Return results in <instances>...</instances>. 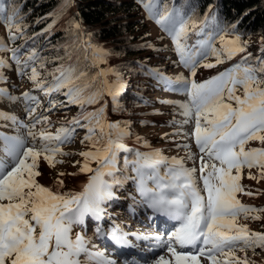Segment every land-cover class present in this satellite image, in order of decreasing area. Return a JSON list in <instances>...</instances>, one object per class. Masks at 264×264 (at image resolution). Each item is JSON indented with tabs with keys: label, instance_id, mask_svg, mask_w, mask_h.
<instances>
[{
	"label": "snow or ice",
	"instance_id": "1",
	"mask_svg": "<svg viewBox=\"0 0 264 264\" xmlns=\"http://www.w3.org/2000/svg\"><path fill=\"white\" fill-rule=\"evenodd\" d=\"M137 2L171 38L179 63L188 70L187 77L183 73L164 76L155 68L149 73L187 97L185 101L161 103L179 106L182 124L192 125L185 135L197 151L193 152L188 143L176 145L187 150L183 157L165 156L161 149L150 146L147 151L129 148L125 140L131 135L130 122L122 125L110 121L106 113V97H111L113 110H117V98L125 89L122 74L108 65L112 53L103 45L93 44L91 33L88 40L83 39L80 21L71 22L77 42L65 45L64 56L51 60L36 48L29 49L22 60L19 53L24 45L8 49L0 38V50L11 52L17 73L26 74L33 89L49 98L45 112L69 105L80 109L54 133L47 130L53 123L49 116L37 114L39 98L31 90L22 93L28 102L25 111L32 117L29 123L0 112V119L24 128L32 141L27 146L25 136L0 133V264H117L95 250L92 237L85 231L74 230L85 225L86 217L101 220L106 202L115 198L114 186L127 178L134 181L141 203L177 222L166 239L161 234H132L137 239L155 241L153 248L163 251L150 264H256L247 251H264V232L251 231L247 224L238 222L241 216L259 220L260 216L253 213L264 212V208L246 205L238 198L241 193L259 194L243 185L245 169L248 179L264 180V36L258 42V55L253 57L248 51L249 40L236 31L235 23L224 29L217 23L206 30L209 21H217L215 14L205 13L197 20L194 10L170 7L161 0ZM0 22L5 24L10 41L26 35L28 25L15 4L6 8L0 3ZM55 22L53 19L42 31L50 34ZM193 35L197 39L189 43ZM209 54L215 57V63H201ZM236 57L239 60L231 67L196 80L197 67L215 68ZM56 61L59 63L51 71L46 69V63ZM53 94H62L65 99L56 101ZM0 95L13 101L21 98L7 94L6 89H0ZM88 106L94 107L88 110ZM38 125L42 127L34 131ZM77 129L85 130L80 143L86 144V149L64 151L62 145L74 141ZM141 139L137 136V143ZM144 144L147 146V141ZM121 153L128 154L124 169L118 166ZM73 155L82 158L72 163L76 172L58 171L51 184L41 182L45 165L56 169L65 163L63 157ZM186 161H192V166ZM129 168L135 174L132 177L125 175ZM79 174H87V182L79 191H65L64 177ZM95 235H102L99 226ZM103 235L116 246L131 247L129 234L119 227ZM237 250L244 254L238 256Z\"/></svg>",
	"mask_w": 264,
	"mask_h": 264
},
{
	"label": "rangeland",
	"instance_id": "2",
	"mask_svg": "<svg viewBox=\"0 0 264 264\" xmlns=\"http://www.w3.org/2000/svg\"><path fill=\"white\" fill-rule=\"evenodd\" d=\"M128 18L137 23L138 32H140L142 36H148L147 39L152 41L151 44H155L153 50H156V53H153V51L142 53L137 58L139 62L144 61L146 64L150 65L153 61H157L158 66L162 68L164 76L174 77L180 73H183L186 77L189 75L188 70L179 63V57L174 51V45L171 38L166 33L159 30L160 26L150 22L146 12H143V15L140 13L130 15ZM67 33L69 34L70 32ZM228 36L230 37L231 34L228 33ZM261 37V35H254L245 39L250 42L248 51L252 54L256 52L258 42ZM0 38L3 39V43H9L4 23L0 25ZM191 39L192 37H190L189 43H192ZM77 40L78 37L72 33V40L69 39L66 45L71 43L69 45L71 46L77 42ZM162 45L164 47H161ZM219 46V41L217 40L216 47ZM108 50L112 53L109 57L108 65L116 68L122 74V80L125 84V88L132 79L133 82H138L139 79L135 77L132 78V76H130L131 74L136 73L132 72V63L127 60L130 56H127L122 51H111L110 48ZM26 55L27 53L20 56V58L23 60ZM80 55L83 56V53L81 52ZM236 58L239 59V57ZM236 58L233 60H225L224 63L218 64L215 68L211 69L197 67L195 77L196 80L202 81L210 76L216 75L218 72L224 71L232 66V62ZM1 61H3V63H0L3 73L0 74H2L3 78L0 79V89H6L7 94L21 98L13 101L9 100L5 95H0V112L15 115L19 121H22L25 124L29 123L32 117H30L25 111V105L28 102L23 100L22 93L31 90L32 94L39 98L37 114L49 116V119L53 123L47 130L54 133L62 123H67V121L71 120V118L80 110L78 106L69 105L66 107H57L50 112H45L44 110L49 107V98L45 97L38 90L33 89V84L29 81L26 74L20 75L17 73V65L11 56L8 55L6 59ZM205 62L215 63V57L209 54L206 59L201 60V63ZM57 63L59 62L46 63V69L51 71ZM101 67H105V65H101ZM41 71L43 72V70ZM25 72H30V68L26 69ZM5 76L10 80V83L6 84L3 82ZM167 84L168 86L165 90L156 88L154 93H152L149 92L151 85H149L148 81L147 84H145L146 87L144 88L146 90L143 96V99L146 98V106H137L138 108L129 107V113L125 115V118L127 121L130 120L135 124L133 125V130L137 136L142 138L141 142L143 145H145L144 141H147V145L152 148H162L161 150L165 156L183 157L185 156L187 150L177 148V144L188 143L191 145V150L193 152L197 151L191 138L185 135V133H189L191 131L192 125L182 124L184 117L180 114L181 109L178 105L161 103V101H185L187 97L181 92L173 91L172 87L174 86L169 85L168 82ZM161 88L163 87L161 86ZM154 96H157V99H154ZM52 98L56 101H63L65 99L62 94H53ZM106 99L107 104H109L111 97H106ZM123 104H125V102ZM92 107L94 106H88V110H91ZM138 113L142 115H138ZM107 116L108 118L113 117V115L109 112ZM141 121H144L145 123H141ZM172 121L180 123H170ZM40 127H42V125H38L37 129L34 131H37ZM0 133L4 135L20 134L26 137V130L8 119H0ZM166 133L168 134L167 136H165ZM84 134V129H77L74 141L72 143L62 145L64 151L78 153L79 151L85 150L87 145H82L80 143ZM26 140L27 146H30L32 143L31 138L26 137ZM0 144H2V141H0ZM145 151H147V149ZM62 159H64L65 163L57 165L56 169H49L46 165L43 167L44 175L41 178L42 183L51 184L55 179L56 172L58 171L65 173L76 172L77 167H73L72 163L73 161L81 160L82 158L79 155H73L70 157H63ZM186 163L187 166H192V161H186ZM92 166L95 167V164L93 163ZM247 171V169L244 170V176L242 179L243 185L247 186L246 190L252 191L253 193H257V191H259V194L247 196L241 193L238 194V198L246 205L264 208V180H260L258 182L257 180L248 179ZM252 171L255 173L256 170L252 169ZM86 182L87 174H79L77 176L66 175L64 177V190L67 191L72 189L79 191L80 186ZM123 186L124 188L135 189L130 182L124 184ZM120 196L121 195H119V199H117L112 206L110 205V210H106L105 215L101 220H93L91 217H86L85 225L83 227L78 226L74 231H85L87 236L92 237V243L96 246L95 250L104 252L109 258L116 260L117 264H150V262L157 256L163 254V251L158 248H153L156 243L155 241L137 239L136 236L132 234H161L166 239L167 232L174 230L177 226V222L154 212L146 204L141 203V197H138L137 199L138 207L131 205L130 209H128L124 206L128 205V199L123 196L121 199ZM253 215H259L260 219H244L241 216L238 218V222L241 224H247L251 231L264 232V212L253 213ZM98 226L102 230V235L99 237L95 235V229ZM114 227H119L122 232L129 234L128 240L130 241L131 247H128L127 252L120 253L115 244L103 235L108 233V228L113 229ZM236 254L238 256H242L244 253L237 250ZM247 255L252 260L256 261V264H264V251L257 249L256 254H253L252 250L249 249L247 251ZM92 264H95V261H93Z\"/></svg>",
	"mask_w": 264,
	"mask_h": 264
},
{
	"label": "trees",
	"instance_id": "3",
	"mask_svg": "<svg viewBox=\"0 0 264 264\" xmlns=\"http://www.w3.org/2000/svg\"><path fill=\"white\" fill-rule=\"evenodd\" d=\"M0 3L5 4L6 8L12 4L18 6L21 9V15L24 16V23L28 25L25 36L14 41L9 40L8 44L4 43L8 49L24 45L19 56L26 54L31 48H36L41 56L49 59L57 55L64 56V46L69 39L72 40L71 22L73 20L81 22L84 40H88V34L91 33L93 44L103 45L106 49L110 48L111 51H122L130 56L127 60L132 63V72H136L130 76L139 79V81L133 82V79L130 80L131 82L127 84L125 90L117 98V110H113L111 99L107 104L106 113L109 112L113 115L112 118H108L110 121H119L122 125L130 122L131 135L125 140L130 149L148 150V145H143L141 141L137 143V134L133 130L135 124L130 120L127 121L125 115L129 113V107L146 106V98L143 99V96L146 90L144 87H146L145 84L148 81L151 85L149 92L152 93L156 88L165 90L168 84L164 80L156 79L154 73H149V69L153 68L162 73V68L158 66L157 61H153L148 65L144 61L139 62L137 60L138 56L144 52L153 51V53H156V50H153L155 44H151L152 41L147 39L148 36L144 34L142 36L138 32L137 23L128 18L130 15L139 13L143 15V12H145V9L137 0H0ZM161 3L170 7L174 5L184 8L188 12L194 10L195 15L193 18L197 20L203 19L205 13L215 14L217 21L215 23L209 21L206 30L213 29L217 23L221 29L228 28L235 23L237 24L236 31L243 34V39L254 35L264 36V0H161ZM65 4H67L66 7ZM50 13L56 15L50 16ZM53 19L56 22L53 24L51 33L43 32L42 29L52 24ZM37 20L40 22L37 23ZM150 22L156 24L152 19H150ZM2 23L0 22V25ZM159 30L163 31L161 27ZM34 33L40 34L34 36ZM229 34L232 35L231 32ZM191 37L192 43H195L197 37L195 35ZM148 45H151V47ZM8 55L12 58L10 51L0 50V61L6 59ZM252 55L253 57L258 55V48ZM238 60L236 58L232 65ZM2 70L0 64V73H3ZM3 82L7 84L10 83V80L5 76ZM156 97L154 96V99H157ZM124 102L125 104H123ZM138 115L142 114L138 113ZM150 148L152 147L150 146ZM125 155L128 154L121 153L119 155L118 166L121 169H124ZM131 158L129 155V159ZM125 175L126 177H132L135 174L129 168ZM129 182L135 187L132 179H124L122 184L114 186L115 198L106 202L105 206L110 207V205H113L121 195V199L123 196L129 201L127 206L124 205L125 207L128 209L131 205L138 207L137 199L140 195L135 189L124 188L123 186ZM109 229L111 230V228Z\"/></svg>",
	"mask_w": 264,
	"mask_h": 264
}]
</instances>
